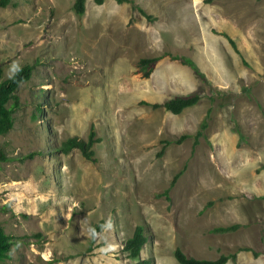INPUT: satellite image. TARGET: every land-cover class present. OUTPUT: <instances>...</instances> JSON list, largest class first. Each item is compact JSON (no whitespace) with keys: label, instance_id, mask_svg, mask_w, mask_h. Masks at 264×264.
<instances>
[{"label":"rangeland","instance_id":"1","mask_svg":"<svg viewBox=\"0 0 264 264\" xmlns=\"http://www.w3.org/2000/svg\"><path fill=\"white\" fill-rule=\"evenodd\" d=\"M73 2L0 4L3 77L32 65L0 134V264H134L122 246L137 224L143 264H180L176 247L264 264V0ZM192 92L179 113L153 105ZM92 128L93 160L61 149Z\"/></svg>","mask_w":264,"mask_h":264},{"label":"trees","instance_id":"2","mask_svg":"<svg viewBox=\"0 0 264 264\" xmlns=\"http://www.w3.org/2000/svg\"><path fill=\"white\" fill-rule=\"evenodd\" d=\"M6 1L7 0H0V4H4ZM94 1L97 3H101L103 0ZM116 1L123 2L131 0ZM85 3L86 0H74L73 7L75 11L80 14L83 13L85 10ZM141 10L144 14H146L143 9ZM226 37L228 38L232 46L236 48L235 40L228 34H226ZM173 57L178 58L182 63L189 65L194 71V73L201 79L207 80L205 73L202 71L198 63L193 58L186 55H175ZM158 58L159 56H153L141 57L139 59V66L143 72V75L148 76L150 74L152 66ZM31 72L32 65L24 64L17 67L10 76L3 77V67L0 65V134H6L12 128L14 124L13 113L15 111V107H17L18 104V97L15 94V90L22 81H25L30 78ZM199 98L200 94L197 92H192L188 94H176L165 99L162 103L156 102L153 103V105L163 106L165 109L173 113H179L185 108L197 103ZM205 126L206 124L205 122H203L201 124V128L198 129L197 132L194 134V144L198 142V137L203 133V129ZM237 130L239 131L240 135H243L238 127ZM94 134L95 131L92 128L87 140H83L82 138H79L77 136L69 137L62 142L61 149L64 152H69L72 148L78 147L79 149H81L84 156L93 160L94 150L92 148V145L95 141ZM188 136L189 134H182L176 141H180L182 138ZM7 157L8 156L6 155V152L0 147V160H5ZM180 173L181 171L174 175V178L171 183H174L175 179ZM238 225V223H231L225 226H217L214 227V231H230L236 229ZM97 228L98 226L94 229ZM147 238L148 235L145 232V227L143 226V224H137L132 234L124 240L122 250L127 254L128 257L133 260H136L134 264H143L148 262L147 259H141V251L147 241ZM11 244L12 237L4 230L3 226L0 225V259L8 256ZM174 256L180 264H225L229 258L235 260L237 255L236 253H221L216 258H199L187 254L181 247H176L174 250Z\"/></svg>","mask_w":264,"mask_h":264},{"label":"clouds","instance_id":"3","mask_svg":"<svg viewBox=\"0 0 264 264\" xmlns=\"http://www.w3.org/2000/svg\"><path fill=\"white\" fill-rule=\"evenodd\" d=\"M109 227H111V222H109Z\"/></svg>","mask_w":264,"mask_h":264}]
</instances>
